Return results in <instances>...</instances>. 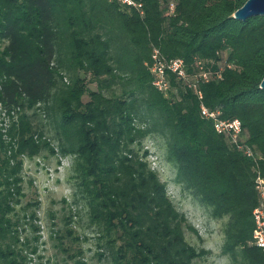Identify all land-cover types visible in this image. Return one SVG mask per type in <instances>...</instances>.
Masks as SVG:
<instances>
[{
  "label": "trees",
  "instance_id": "16d2710c",
  "mask_svg": "<svg viewBox=\"0 0 264 264\" xmlns=\"http://www.w3.org/2000/svg\"><path fill=\"white\" fill-rule=\"evenodd\" d=\"M134 1L142 15L116 0H0V114L8 117L5 126L0 119V264L40 259L38 204L17 206L23 159L43 151L72 158L67 181L98 235L100 261L192 264L208 254L186 241L192 228L150 167L148 137L164 142L176 182L222 221L220 254L264 264L251 244L254 170L264 178V16L234 19L246 0ZM154 48L182 59L189 75L200 62L220 76L194 89L168 73L164 95L152 85ZM200 103L240 121L253 157L215 132ZM50 114L46 137L34 118ZM70 219L53 236L61 246L78 239Z\"/></svg>",
  "mask_w": 264,
  "mask_h": 264
},
{
  "label": "rangeland",
  "instance_id": "374dc122",
  "mask_svg": "<svg viewBox=\"0 0 264 264\" xmlns=\"http://www.w3.org/2000/svg\"><path fill=\"white\" fill-rule=\"evenodd\" d=\"M89 87L94 89L95 84L91 83ZM115 91L119 93L120 88L116 87ZM42 115L34 118V124L44 130L46 137H50L52 115L50 114V118ZM51 145L56 147L54 141H51ZM143 149L148 150L150 167L164 182L166 192L174 206L185 215L192 228L184 231L186 241L198 250L209 252L194 260L192 264H230L228 258L220 254L223 242L222 221L211 219L206 208L190 191L176 182V168L165 158L164 142L148 137L143 141ZM71 160L69 156L59 157L47 151L32 159H23L21 173L23 197L17 209L26 203L38 204L35 224L39 230L36 235L39 236L37 255L40 259L30 256L32 259L28 264H78V261L83 264H105L98 258L102 249L98 248L97 233L89 226L87 209L82 202H73V191L67 181ZM69 218L71 219L68 227L73 230L72 236L78 239L72 242L66 237L61 246L53 236L57 230L64 232L65 222Z\"/></svg>",
  "mask_w": 264,
  "mask_h": 264
},
{
  "label": "built area",
  "instance_id": "2783aa9c",
  "mask_svg": "<svg viewBox=\"0 0 264 264\" xmlns=\"http://www.w3.org/2000/svg\"><path fill=\"white\" fill-rule=\"evenodd\" d=\"M118 3L130 7L137 11L139 15H142L141 3L134 0H116ZM170 11H173V5L169 7ZM198 70L196 73L189 75L186 72L185 64L182 59L174 58L167 59L161 54V52L154 48L151 53L150 73L153 76L152 85L159 92L164 95L170 90L168 73L175 75V78L183 83L187 84L189 88H197L199 81L208 82L212 78H218L219 72L212 74L203 68L200 62H197ZM197 96L201 99V93L197 91ZM200 116L212 123L213 129L216 133L225 135L230 144L237 150L243 152L247 157H253V151L239 141L241 134V124L237 119L224 120L220 118V113L217 110H210L202 103L199 107ZM4 119L5 126L8 122V117L4 115V112L0 114V119ZM1 125V124H0ZM255 171V178L253 181L254 189L258 195L259 203L252 211V218L254 222V228L251 234V244L257 246L264 252V178L260 176L257 169Z\"/></svg>",
  "mask_w": 264,
  "mask_h": 264
},
{
  "label": "water",
  "instance_id": "95a60500",
  "mask_svg": "<svg viewBox=\"0 0 264 264\" xmlns=\"http://www.w3.org/2000/svg\"><path fill=\"white\" fill-rule=\"evenodd\" d=\"M264 16V0H246L244 4L233 13V18L244 21L250 17ZM264 89V76L259 85Z\"/></svg>",
  "mask_w": 264,
  "mask_h": 264
}]
</instances>
